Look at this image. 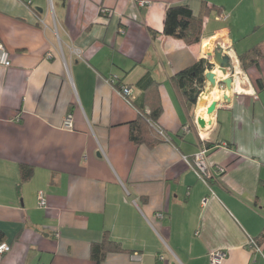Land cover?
<instances>
[{"label":"crops","instance_id":"crops-1","mask_svg":"<svg viewBox=\"0 0 264 264\" xmlns=\"http://www.w3.org/2000/svg\"><path fill=\"white\" fill-rule=\"evenodd\" d=\"M140 1L0 0V264H96L105 234L124 250L101 264H213L216 251L264 264V0ZM173 5L203 16L200 42L163 34ZM217 52L232 66L214 63L218 84L188 111L172 77ZM158 105L169 139L131 141L129 123ZM202 148L208 181L192 167Z\"/></svg>","mask_w":264,"mask_h":264},{"label":"trees","instance_id":"trees-1","mask_svg":"<svg viewBox=\"0 0 264 264\" xmlns=\"http://www.w3.org/2000/svg\"><path fill=\"white\" fill-rule=\"evenodd\" d=\"M203 29V16H195L188 5H173L167 9L163 34L183 39L187 44H194L201 41ZM155 34V32H153ZM256 54L257 51L255 50ZM243 62L255 63L258 58L252 53H247L242 57ZM214 64L209 59H201L194 65L183 69L172 77V81L181 95L182 102L188 111L196 106L200 94L204 91L206 85V72L213 70ZM113 85H118L116 75ZM262 83V82H261ZM121 91L123 93V88ZM124 94V93H123ZM135 103V102H134ZM162 107L156 106L148 115H141L136 120L129 123L130 139L136 144L146 143L154 146L161 140L169 139L166 132L158 125V119L161 115ZM162 132V133H161ZM34 168L31 165L21 167L22 180H28L33 175ZM122 245L111 239L108 234L100 242L92 245V258L96 264H101L106 256L111 252L123 251Z\"/></svg>","mask_w":264,"mask_h":264},{"label":"built area","instance_id":"built-area-1","mask_svg":"<svg viewBox=\"0 0 264 264\" xmlns=\"http://www.w3.org/2000/svg\"><path fill=\"white\" fill-rule=\"evenodd\" d=\"M139 4L141 6H146L149 4V0H141ZM0 64L3 66H6V67H9L11 65L10 53H9L8 49L6 48V46L1 42H0ZM115 79H116V77L110 78L108 81L113 83ZM123 93L125 95H129L130 94L129 87H124ZM64 126L68 129H71L73 127L72 115H67V117L65 118ZM192 163H193L192 167L194 168L197 175L201 179L208 181V179L210 177V168H209V165L207 163V149L202 148L198 153H196ZM218 170L220 172H223L225 169L222 167H219ZM39 204L40 205L45 204V200L42 197V195L40 196ZM253 245L259 249L257 241H253ZM10 250H11V247L8 243L0 242V255H3L5 253L9 252ZM225 256H226V253L224 251H216V252L212 253L211 254L212 263L213 264H220L223 261V259L225 258Z\"/></svg>","mask_w":264,"mask_h":264},{"label":"water","instance_id":"water-1","mask_svg":"<svg viewBox=\"0 0 264 264\" xmlns=\"http://www.w3.org/2000/svg\"><path fill=\"white\" fill-rule=\"evenodd\" d=\"M214 63H219L221 70L223 72H226L227 68H231L232 64L230 61V57L228 55H223L222 52H217L214 58ZM206 78L208 81H210L211 84L213 85H217V79H216V75L215 72L213 70H210L208 72H206ZM224 83H226L228 85V87H231V82H232V78H228V79H224L222 80ZM201 98V97H200ZM225 99H228V96L225 95L224 96ZM200 100V99H199ZM219 104L218 100H213L212 103L209 105L208 109H207V114L209 115H213L217 109V106ZM198 123L201 127L205 126V120L202 118H198Z\"/></svg>","mask_w":264,"mask_h":264},{"label":"bare ground","instance_id":"bare-ground-1","mask_svg":"<svg viewBox=\"0 0 264 264\" xmlns=\"http://www.w3.org/2000/svg\"><path fill=\"white\" fill-rule=\"evenodd\" d=\"M222 44H226V38H222L220 41ZM206 47H210V42L205 44ZM215 73L217 75H222L221 72L215 71ZM219 90L218 89H214L211 93L207 94V96L205 97V99L209 102L210 100H214L216 98L219 97ZM200 117L204 118L205 121H208V119H210V117H212V115L207 114V108L206 105H202L198 111Z\"/></svg>","mask_w":264,"mask_h":264},{"label":"rangeland","instance_id":"rangeland-1","mask_svg":"<svg viewBox=\"0 0 264 264\" xmlns=\"http://www.w3.org/2000/svg\"><path fill=\"white\" fill-rule=\"evenodd\" d=\"M209 60H210V58H209ZM212 61V60H211ZM194 116V115H193Z\"/></svg>","mask_w":264,"mask_h":264}]
</instances>
